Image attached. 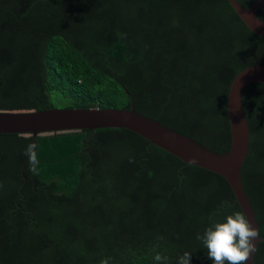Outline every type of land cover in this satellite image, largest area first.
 <instances>
[{"label":"trees","instance_id":"obj_1","mask_svg":"<svg viewBox=\"0 0 264 264\" xmlns=\"http://www.w3.org/2000/svg\"><path fill=\"white\" fill-rule=\"evenodd\" d=\"M254 65L264 39L228 0H0V112L133 105L221 154L229 87ZM243 109L242 185L264 239V83L245 88ZM237 211L222 177L125 129L0 134V264H156V252L177 264L186 251L212 264L196 237Z\"/></svg>","mask_w":264,"mask_h":264},{"label":"water","instance_id":"obj_2","mask_svg":"<svg viewBox=\"0 0 264 264\" xmlns=\"http://www.w3.org/2000/svg\"><path fill=\"white\" fill-rule=\"evenodd\" d=\"M238 18L254 35L264 39V22L256 17L264 6V0L254 1L243 8L236 0H228ZM254 83H264V65H254L241 71L232 81L227 94V116L230 146L228 151L218 154L196 141L161 125L158 121L144 117L131 105V109H45L33 112H0V134L32 136L75 132L83 130L125 129L148 141L168 154L222 177L229 185L235 201L252 227L258 231L253 208L244 192L241 168L249 150V126L243 109L245 88ZM129 95L128 91H125ZM26 180V176L24 175ZM258 237L255 250L259 242ZM254 253L247 264L254 263Z\"/></svg>","mask_w":264,"mask_h":264},{"label":"clouds","instance_id":"obj_3","mask_svg":"<svg viewBox=\"0 0 264 264\" xmlns=\"http://www.w3.org/2000/svg\"><path fill=\"white\" fill-rule=\"evenodd\" d=\"M37 148L38 145L33 142L24 151L30 171L34 174H38L40 163ZM258 237V231L252 227L245 214L237 211L226 215L223 221H213L196 238L206 249L207 258L212 264H247L255 251L254 241ZM153 259L156 264H167V257L159 252H156ZM100 264H108V259L102 260ZM177 264H191V253L184 252L178 257Z\"/></svg>","mask_w":264,"mask_h":264},{"label":"rangeland","instance_id":"obj_4","mask_svg":"<svg viewBox=\"0 0 264 264\" xmlns=\"http://www.w3.org/2000/svg\"><path fill=\"white\" fill-rule=\"evenodd\" d=\"M54 109H61V108H54Z\"/></svg>","mask_w":264,"mask_h":264}]
</instances>
